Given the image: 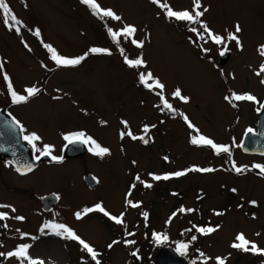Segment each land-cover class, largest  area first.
I'll use <instances>...</instances> for the list:
<instances>
[{"label":"rangeland","instance_id":"obj_1","mask_svg":"<svg viewBox=\"0 0 264 264\" xmlns=\"http://www.w3.org/2000/svg\"><path fill=\"white\" fill-rule=\"evenodd\" d=\"M6 2L26 27L18 35L3 23V14L0 16V62L3 63L0 105L12 103L3 78L5 72L19 94L26 95L27 87L41 89L39 94L13 108L26 132L41 138L35 141L36 144L51 145L53 150H60L64 135L83 132L108 148L110 154L103 158L96 156L86 144V153L78 160H66L60 165L43 164L28 176L20 177L0 167V205L11 206L0 207V212L8 214L7 219L0 220V253L12 252L19 245L27 244L30 245L29 256L43 260L44 264H93L80 260L88 254L80 251L77 241L55 235L50 229L42 232L43 225L48 222L69 226L96 251H105L104 261H101L100 254L97 259L107 264H127L135 247H154L152 251H156V244L148 233L160 234L161 231L168 236V244L176 248L181 242L191 241L195 235L197 239L187 250V256L194 262L200 253L207 257L217 254L215 258H226L227 247L236 241L239 233L264 249V214L250 220L243 214L244 206H237L244 195L255 197L261 190L264 205V184L251 171L242 174L190 171L184 176L158 181L149 175H165L168 170L175 173L193 166L200 167V163L210 167L222 163L209 147L190 142L197 135L211 138L215 143L224 141L221 134L227 128L213 113L222 91L216 86H223V82L212 75L208 68L209 59L215 58L221 65L228 62L223 70L226 73L232 69L234 73L230 76L233 92L240 93L247 88L264 101V85L250 72L257 62L260 66L264 64V56L258 50L264 45V0H201V10L207 8L202 21L213 33L225 37L230 53L224 63L217 58L220 44H215L207 33H204V39H200L190 30L196 27L203 31L200 24L174 18L178 24L174 26L166 20L165 11L151 0H98L102 8L119 15L122 18L119 21L93 15L81 0ZM166 2L175 11L192 10L193 0ZM126 24L135 26L134 38L143 41V47H137L123 37L120 47L129 59L142 58L145 61L142 66L129 67L117 45L109 38V27L120 30ZM237 24L241 28L239 33H236ZM35 29L40 30L39 37L30 31ZM229 33H236L242 47L227 39ZM188 34L194 36L198 48L186 40ZM44 44H51L66 57L83 55L93 47L109 49L111 54H89L77 66L57 67ZM148 72L165 86L162 95L171 105L188 111L190 117L185 116L187 120L184 117V125L172 115L161 121L157 110L161 89H150L140 82V73ZM176 89L187 97L186 101L181 99L179 102L173 96ZM249 109L241 110L231 122L234 147L238 146L243 131L254 123V114ZM122 121H127V127ZM189 123L194 127H189ZM150 124L155 129L151 130L152 134L148 131L150 139L147 144L127 135L121 138V133L129 130L137 137L142 136L145 125ZM165 152L167 155L163 154ZM233 152L235 159L249 168L255 164L264 165V155L246 156L240 149ZM163 156L170 157L169 161L164 162ZM89 172L98 181L92 189L83 181V176ZM137 175L140 181L151 183L152 187L144 188L142 182L136 181ZM218 175L221 179L225 177L223 180L231 190H236L231 192V197L220 187L217 189L224 184L218 185ZM52 193L57 197L56 204L50 211H44L40 198ZM126 198L141 202L140 207L126 208ZM214 201L217 203L212 205ZM230 201L232 206L227 217V213L222 217L213 215L209 209ZM97 204H102L115 216L125 213V222L135 221V234L125 236L121 225L109 224V218L98 211L79 220L76 218L75 213L82 206ZM176 205L186 209L200 205L204 213L179 211L170 223H166ZM144 212L148 213L147 221L142 215ZM18 216L24 219H15ZM207 216L211 219L209 225L219 227L203 235L196 228ZM22 233L28 235L22 236ZM127 239L136 243L126 245L124 241ZM114 241L119 242L113 244ZM109 244L113 246L106 249ZM145 252L147 250L143 254ZM237 252H232L229 264H242L245 258L247 264H264V255L252 256L251 251H246L244 258H234ZM0 264H21V261L16 257L0 256ZM24 264L28 261L25 260Z\"/></svg>","mask_w":264,"mask_h":264},{"label":"snow or ice","instance_id":"obj_2","mask_svg":"<svg viewBox=\"0 0 264 264\" xmlns=\"http://www.w3.org/2000/svg\"><path fill=\"white\" fill-rule=\"evenodd\" d=\"M151 2L154 4H157L161 9H163L168 18H175L176 20H179V21H187L190 24H195V23L200 24L203 31H199L196 27H192L190 30L193 33H196L200 39H204L205 38L204 33H207L208 38H210L215 44H218V45L224 44V49L220 53L221 55H224L225 52L228 51L227 44L225 43V37H222L220 35L213 33L212 30L208 27V25L202 21L201 18L203 17L204 13L207 11V8H203V10H201L202 9L201 0H193V5H192L191 11H189L187 9L182 10V11H175L166 2V0H164V2H162V0H151ZM81 3L88 6L90 8V10L92 11L93 15H95L101 19H103L104 17H109V18H112V19L117 20V21L122 19L119 15H117L111 9L102 8L99 5L98 0H81ZM0 12H2V14H3V23L9 28V30H14L19 35L21 32V29L23 27H26L24 25L23 21L20 20L16 16V14L12 11V9L10 8V6L6 2V0H0ZM30 31H33V34L36 35L37 37L40 36V30L39 29L30 30ZM107 31H108L112 41L117 45V47L120 51V54L124 57L125 63L129 67H139V66H142L145 64V61L142 58L129 59L125 50L122 47H120L121 37H123L125 40H130L131 43L137 47H143V41H138L134 38V35L137 31L134 25H127L126 24L120 30H113L112 28L109 27L107 29ZM240 31H241V28L237 24L236 25V33H239ZM236 33H229L227 39L229 41H235L238 47H242L241 41L239 40V37L236 35ZM43 46L50 53V58L56 63L57 67H74V66H77L82 61H84L89 54H96V53H106L109 55L111 54L109 49L93 47V48H90L83 55H80L77 57H66V56H63L62 54H60L57 51V49H55L51 44H44ZM26 47H27V45H26ZM258 50H259L260 54L262 56H264V45H261ZM203 51L207 52L208 49H203ZM2 69H3V63L0 62V70H2ZM262 73H264V64L261 65L260 70L256 74L261 75ZM3 78L7 82V87H8L9 94L11 96L13 104L25 103L31 97L39 94V92L41 91V89L37 88L36 86H32V87H27L25 89L26 95L19 94L14 90L11 79L7 75V73H4ZM139 78H140V82L145 84L146 87H148L150 89L153 87L161 89V102L163 104V108L168 109L170 111H174V109L172 108V105L162 95V90L164 89L165 86L157 78H154L151 72L140 73ZM150 80L152 81V83H148V81H150ZM261 82L264 83V80H262ZM173 96L179 97L180 99L185 100V101L187 100V97H183L181 95L180 89H176V91L173 93ZM225 99L228 100L230 103H233L234 101H242V100L257 102V98L255 96L249 94V93L238 94V93L232 92L231 95L226 96ZM233 106H235L234 103H233ZM261 107H264V105H261ZM257 110L259 111L260 109H257ZM185 120H187V117H185ZM15 123L17 125H19V121H15ZM104 123H106V122H104ZM122 123L125 125V127H127V121H122ZM189 127H194V126L191 125V123H189ZM21 128H22V126H21ZM148 131H149V126L145 125V127H144L145 135L137 137L129 130L127 132H122L121 138H123L125 135H127L134 140L140 139L143 143L147 144L149 142V138H146ZM253 132H254V130L249 128L247 130L246 134L253 133ZM24 139L27 140L29 143L33 144V147L35 148V144L33 142L40 140L41 138L37 134L32 133L30 136H25ZM64 139L66 141H68V143H70V144L73 142L79 141V142H83L84 144L89 145V151L92 152L94 155L99 156L101 158H103L105 155L110 154V150L108 148L103 147L95 139H93L90 136H86L85 133H83V132L66 134V135H64ZM190 142L196 146L209 147L217 155H219L221 153L230 154V152H231V149L229 146L219 145V144L215 143L211 138L205 137L203 135L193 136L191 138ZM52 147L53 146H51V145H45L44 150L41 152V155H45V156L51 155ZM51 158L53 161H56V162H62L63 161V156H52ZM36 159L39 160L40 156H37ZM165 159H167V157H165ZM133 163H135V162H133ZM252 167L259 170V172H258L259 175L264 176V165L255 164ZM232 170H234L237 174H242L243 172L248 171L249 169L247 168V166H237L235 164V162L233 161L232 162ZM17 171L24 174L26 172L32 171V166L28 165L23 170H21L20 168H17ZM190 171L207 173V172H213V171H215V169L210 168V167L209 168H200L197 166H193L189 169L177 171V172L171 173V174H165L163 176L155 175L152 173H150L149 175L152 176V178L154 180L158 181L161 179L167 180V179H170L171 177L184 176ZM135 179H136V181H140L139 175H137ZM140 182L144 183V186L146 188L152 187V184H150V183L143 182V181H140ZM132 187L134 188L135 184H133ZM232 191H236V190L233 189ZM130 194H131V190L129 192V195ZM249 203H251L252 205H255L256 201H250ZM140 205H141V202H133V201L126 198V208L127 207L139 208ZM0 207H11V206L0 205ZM12 210L15 211V209H12ZM94 211H98L100 213H103L105 216H107L109 219L114 221L116 224L123 225L125 227V235L126 236H132L135 234L132 232H128L126 230L127 225H126L125 219H124L125 213L122 212L119 216L112 215L103 207L102 204H97V205H94L93 207H85L83 210L75 213V216L79 220V219H82L84 216H86L89 213H92ZM179 211L190 213V212H194L196 210L191 209V208L186 209V208L181 207L179 209ZM216 214L221 215L222 213L217 212ZM142 215L144 216L145 221H147L148 213L144 212V213H142ZM175 215L176 214L173 213V216H175ZM7 218H8L7 213L0 212V220H5ZM15 219L23 220L24 217L18 216V217H15ZM170 222H171V218L166 223H170ZM4 227H7V225H4ZM218 227L219 226H217L216 228L197 227L196 231L203 234V235H208V234L216 231L218 229ZM44 229H50L55 235H58L62 238L77 241L81 245L82 250L86 251L90 255L91 259L93 261H95V264H100V261L97 259L99 253L93 248V246H91L88 242H86L78 234H76V232L72 228H70L69 226L64 225V224H57L54 222H48V223H45L43 225L41 231L43 232ZM187 231H191V229H188ZM21 235L23 236V235H28V234L22 233ZM152 235H153V238L155 239L157 244H162L168 240V236L166 234H159V233L154 232ZM196 239H197V237L195 235H193L191 237V241H189L187 243H184V242L179 243L177 248H176V251L180 252L181 254H185L187 252L189 246H190V243L192 241H195ZM118 242L119 241H114L113 244L118 243ZM124 243L126 245H133L136 242L134 240L127 239L124 241ZM113 244H109L108 247L111 248L113 246ZM231 246L233 248L238 249V250L251 251L253 254L264 255V249L260 248L254 241L247 240V238L244 236L243 233L237 234L236 241L233 242V244ZM29 247H30V245L22 244V245H19L12 252L0 253V256L16 257L21 261V264H24L25 260L28 261V264H44L43 260L33 259L31 256H29V254H28ZM132 254H133V256L139 258L138 257V251L133 252ZM200 256L205 261V264H207V261L209 259H211V258L207 257L204 253H200ZM215 259H216V264H226V258H224V257H216ZM193 264H195V262H193Z\"/></svg>","mask_w":264,"mask_h":264},{"label":"flooded vegetation","instance_id":"obj_3","mask_svg":"<svg viewBox=\"0 0 264 264\" xmlns=\"http://www.w3.org/2000/svg\"><path fill=\"white\" fill-rule=\"evenodd\" d=\"M182 28V30H184V28L183 27H181ZM198 30L199 31H201V29H199L198 28ZM206 34V33H205ZM186 40L187 41H189V43L192 45V46H194V47H197L198 48V43L195 41V38H194V36L193 35H187L186 36ZM220 47H221V49H220V51L218 52V54H217V58L218 59H220V56H221V51L224 49L223 48V46H224V44H220L219 45ZM231 49V48H230ZM230 53L229 51H226L225 53ZM211 62H210V65L208 64V68L209 69H211V73H212V75H214L215 76V78L217 79H219L220 81H222L223 82V86H220V85H218V86H216L217 88H219L220 87V89L222 90L218 95H219V102H217L216 103V105H215V108H214V111H213V113L215 114V115H218V117H219V119L221 120V123H225L224 125H227V128L225 129V131H222V134H221V136H222V138H224V141H219V142H217V144H219V145H227V146H229L230 147V149H231V152H230V154H228V153H221V154H219V155H217L212 149H210L209 148V151H212L213 152V155H215V156H217V157H219V158H221V160H222V163L220 164H218V162L217 163H215L213 166H208L206 163H200L199 164V166H200V168H213V169H215V171H213V172H222V173H231L232 171L233 172H235L234 170H232V162L234 161L235 162V164L237 165V166H245V164H244V162H242V161H239V160H237V158L235 159V157H234V152H233V150H235V149H240V151H241V143H242V140H243V138H244V135H245V133L247 132V130L249 129V128H251V129H253L254 131L256 130V125H257V119H258V115H259V113H260V111H261V105H264V101H263V97H259L257 94H256V92L255 91H253V90H250V89H247V88H244L240 93H238V92H236V91H234L235 93H238V94H244V93H249V94H251V95H253V96H255L256 98H257V102H253V101H245V100H242V101H239V102H233L234 104H235V106H233V103H230L228 100H226L225 99V97L226 96H230L231 95V93L233 92V88H232V86H231V82H232V79H231V77H232V75L234 74L233 73V71H232V69L231 70H228V71H226V73H225V70H223V68H224V66L228 63H225V64H220L218 61H216L215 60V58H213V59H209ZM247 63V62H246ZM248 65H250V64H248ZM253 66V65H252ZM252 66H250V67H248V68H251ZM244 67H246V64H245V66ZM260 65L258 64V62H257V64L254 66V67H252L251 68V70H250V72L251 73H253L254 75H257L256 73L260 70ZM263 74V73H262ZM262 74L261 75H257L258 77H259V81H260V83L262 84V85H264L261 81H262ZM231 76V77H230ZM177 100L180 102V98L178 97L177 98ZM222 100V102H220ZM22 103H20V104H13V103H5V104H2V105H0V110H3L6 114V116H11V117H13L16 121H19V124H20V126H22V128H21V132H22V142L29 148V150H30V152H31V154L33 155V156H40L41 155V152L44 150V146L45 145H43V146H39L38 144H36V142L34 141L33 143L35 144V148L33 147V144H31V143H29L27 140H25L24 139V137L25 136H30L29 134H28V132H26V130H25V127H24V125H23V122L19 119V117L16 115V113L14 112V110H13V108L16 106V105H21ZM251 107L250 109L248 108V107ZM172 108L174 109V111H170V110H168V109H165V108H163V104H162V102H160V104L158 105V107H157V110H158V112H159V114L161 115V117H160V119H161V121H164V120H166L168 117H171V115L172 116H176L181 122H182V125H184V117L185 116H187V117H190V115H189V113H188V111L187 110H184V109H182V107H179V106H173L172 105ZM249 109V112H251V113H253L254 114V123L251 125V126H249V127H247L244 131H243V133H242V135H240V142L238 143V146L237 147H234V145H233V142L231 141V130H232V128H233V124L231 123V122H233V121H235V117L237 116V114L239 113V112H241V110H243V111H247ZM257 109H260L259 111L257 110ZM185 112V113H184ZM234 112V113H233ZM234 114V115H233ZM239 126V125H238ZM235 127V126H234ZM152 129H155L154 127H153V125L152 124H150L149 125V132L151 133V130ZM149 132H148V138L150 139V135H149ZM67 134H71V132H69V133H67ZM152 134V133H151ZM67 141L64 139V136H63V138H62V143L59 145V148H60V150H53L52 149V151H51V155H53V156H62L63 155V153H64V145H65V143H66ZM152 143V141L149 143V144H151ZM85 146H86V149H87V145L85 144ZM86 153V152H85ZM241 153L243 154V155H246V156H250V157H259V156H263V155H256V154H246V153H243L242 151H241ZM164 155H167V152H165V153H163ZM85 155V154H84ZM83 155H81V156H76V157H66V158H64L63 159V161L62 162H60L61 164L63 163V162H65L66 160H74V159H76V160H78L80 157H82ZM170 158V157H169ZM169 158H167V159H165V157L163 156V161L164 162H167V161H169L168 159ZM60 163H52L49 159H44V160H41L39 163H38V165L34 168V169H32V171H30V172H26V173H24V174H21V173H19V171H17V168L14 166V165H12L11 163H9L8 161H6L4 158H2V159H0V167L1 168H7V169H9V170H11L15 175H17V176H20V177H24V176H28L29 174H31L32 172H34L39 166H41V165H60ZM248 169H249V171H251V174L253 175V176H255L257 179H261V181H262V184H264V176H261V175H259L258 174V172H259V170L258 169H255V168H249V167H247ZM251 169V170H250ZM168 170V169H167ZM176 172V171H175ZM246 172V171H245ZM166 174H171V171H167V172H165ZM87 174H92L91 172H89V173H87ZM86 175V174H85ZM84 175V176H85ZM160 176H163V173H160L159 174ZM83 176V177H84ZM224 177V176H223ZM225 178V177H224ZM223 178V179H224ZM216 179H217V181H218V185L221 183V182H224V184H221L220 186H217V189L220 187V189H222V190H224V191H226V193H227V195H228V197H231V192H232V190H231V188H230V186H228L226 183L227 182H225L223 179H221V176H217L216 177ZM161 180H164V179H161ZM221 180H223V181H221ZM85 183V182H84ZM97 183H98V181H97ZM86 184V183H85ZM87 185V184H86ZM97 185V184H96ZM96 185H95V187H96ZM143 186H144V183H143ZM95 187H93V188H95ZM90 189H92V188H90ZM245 189H246V187H245ZM40 200H41V198H40ZM250 201H256V204L255 205H252L251 203H249ZM217 202L216 201H214V203L212 204V205H214V204H216ZM56 204V203H55ZM54 204V205H55ZM40 205H41V203H40ZM54 205H52L51 206V208L49 209V210H45V209H43V207H42V205H41V207H42V209L44 210V211H50L52 208H53V206ZM181 205V204H180ZM177 207H175V209H174V212L173 213H175V214H178V212H179V209L181 208V206H179V205H176ZM211 206V205H210ZM209 206V207H210ZM231 206H232V204H231V201L229 202V203H226L225 205L224 204H222V205H219V207H210L209 209H211L212 210V214L213 215H216V216H218L216 213L218 212V213H222L221 215H219V217H222V216H224V214H226V216L225 217H227L228 215H230V210H231ZM237 206H240V207H242V206H244V209H243V214L246 216V217H248L250 220L251 219H257V217L259 216V215H261V213L262 214H264V205H263V192H262V190H261V192L260 193H258V195L257 196H255V197H252V196H249L248 194H246V195H244L243 197H242V199L239 201V204L237 205ZM83 208H81V210H83L85 207H87V205L86 206H82ZM239 208V207H238ZM191 209H195L196 211V213L199 215L200 213H204L203 211H202V209H201V206L200 205H197V206H195L194 208H191ZM80 210V211H81ZM77 211V210H76ZM78 212H79V210H78ZM101 215V214H100ZM87 216V215H86ZM86 216H84V217H86ZM103 216H105V215H103ZM169 218H173L174 216H173V214H171L170 216H168ZM224 217V218H225ZM261 217V216H260ZM103 218V217H102ZM199 219H201L200 217L198 218V220ZM211 219L209 218V216H207L203 221H201V223L199 222L198 224H197V227H203V228H208V227H210L211 226V224L209 225L208 223H210L209 221H210ZM218 221H221V219H219ZM218 221H216V222H218ZM114 221H112L111 219H110V221H109V219H108V223L110 224L111 223V225H112V223H113ZM134 222L135 221H127V222H125L126 223V225H127V231L128 232H132V233H134L135 231H134ZM115 223V222H114ZM119 225V224H118ZM122 227H123V229L122 230H124L122 233L125 235V227L123 226V225H121ZM216 225H212L211 227L213 228V227H215ZM166 234L164 231H161L160 232V234ZM148 234H150V235H148V237L150 238L151 236H152V234L153 233H148ZM126 236V235H125ZM117 238H119V236H116ZM79 244V243H78ZM163 245H169L168 244V242L166 241V242H164L160 247H158L157 249H156V251H152V249L154 248V247H150V248H147V247H143V248H140V247H135V248H133V250H132V252H130V256H129V262H127V264H154V260H155V254H156V252L159 250V248H161ZM108 246L109 245H107V247H106V249L108 248ZM169 246H171V245H169ZM78 247L80 248V251L81 252H83V253H87L86 251H83L82 250V248H81V245H78ZM175 251H176V247L174 246V245H172L171 246ZM147 250V252H145L144 254H143V252L144 251H146ZM103 251V250H102ZM138 251V257L139 258H137V257H135V256H133V252H137ZM142 253H141V252ZM235 251H239V252H237L235 255H234V258H239L240 257V259L243 257H245V252L246 251H242V250H238V249H236V248H233V247H227V253H228V256L226 257V259H227V262H226V264H229V261H231V257L233 256V254H232V252H235ZM101 256H102V259H101V261L103 260V256L104 255H106L105 254V251L104 252H99V251H97ZM177 252V251H176ZM177 253H179V254H181L180 252H177ZM88 254V253H87ZM181 255H183V256H185V258L189 261V263L190 264H193V262L194 261H192L193 260V258H189L187 255H188V253L186 252L185 254H181ZM217 255V254H216ZM216 255H213V256H208L209 258H211V259H209L208 261H207V264H216L215 263V256ZM244 255V256H243ZM252 256H255L254 254L252 255ZM152 258H153V262H152ZM196 258V262L197 261H199V263H197V264H205V261L203 260V258L200 256V255H198L197 257H195ZM80 260H83V261H85V262H87V261H89V262H91V263H93V264H95V261H93L92 259H91V257H90V255L88 254L87 255V257L85 258V257H81V259ZM104 261V260H103ZM106 262H107V260H105ZM245 261V262H244ZM243 261V259H242V264H247V259L245 258V260ZM195 262V263H196ZM109 263V262H108ZM100 264H107V263H101L100 262Z\"/></svg>","mask_w":264,"mask_h":264},{"label":"water","instance_id":"obj_4","mask_svg":"<svg viewBox=\"0 0 264 264\" xmlns=\"http://www.w3.org/2000/svg\"><path fill=\"white\" fill-rule=\"evenodd\" d=\"M229 53L220 56V62L224 63ZM264 80V73L262 74ZM264 84V83H263ZM3 110H0V159L4 158L16 168L23 170L28 165L34 169L38 163L48 158L53 163H59L52 160V156L40 155V159L31 155L29 148L22 142L21 127L15 123V119L6 116ZM148 138V135L146 136ZM241 151L246 154L264 155V107L258 115L256 130L253 133L244 135L241 144ZM85 153V145L83 142H73L65 145L64 157H76ZM21 173V172H19ZM22 174V173H21ZM84 182L93 188L97 184L96 178L92 174L83 177ZM57 201L55 194H47L43 196L40 203L45 210H49ZM154 264H190L185 256L177 253L170 246H163L155 254Z\"/></svg>","mask_w":264,"mask_h":264},{"label":"trees","instance_id":"obj_5","mask_svg":"<svg viewBox=\"0 0 264 264\" xmlns=\"http://www.w3.org/2000/svg\"><path fill=\"white\" fill-rule=\"evenodd\" d=\"M84 5V4H83ZM84 6H86V5H84ZM89 10H90V8L88 7V6H86ZM91 11V10H90ZM92 12V11H91ZM0 16H2V12H0ZM3 17V16H2ZM165 17H166V20L170 23V24H172V25H174V26H178V24L176 23V20L174 19V18H168L167 16H166V14H165ZM180 27V26H179ZM108 35H109V33H108ZM109 38H110V40L112 41V39H111V37H110V35H109ZM113 42V41H112ZM114 43V42H113ZM114 45H116L115 43H114ZM164 234V233H163ZM154 241V243L156 244V248H158V247H160L162 244H157L156 243V241H155V239L152 237L151 238V241Z\"/></svg>","mask_w":264,"mask_h":264}]
</instances>
